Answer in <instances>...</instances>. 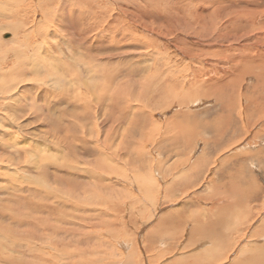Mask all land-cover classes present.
I'll list each match as a JSON object with an SVG mask.
<instances>
[{
    "label": "rangeland",
    "instance_id": "obj_1",
    "mask_svg": "<svg viewBox=\"0 0 264 264\" xmlns=\"http://www.w3.org/2000/svg\"><path fill=\"white\" fill-rule=\"evenodd\" d=\"M0 42V264H264V0H0Z\"/></svg>",
    "mask_w": 264,
    "mask_h": 264
},
{
    "label": "bare ground",
    "instance_id": "obj_2",
    "mask_svg": "<svg viewBox=\"0 0 264 264\" xmlns=\"http://www.w3.org/2000/svg\"><path fill=\"white\" fill-rule=\"evenodd\" d=\"M26 1V0H25ZM44 2V1H43ZM60 3V2H59ZM64 3V1L62 2V4ZM62 4L60 5V7L59 8H61V6H62ZM93 6V5H92ZM62 9V8H61ZM60 12V11H59ZM69 13H70V9H69ZM110 13V12H109ZM25 14V13H24ZM79 14V13H78ZM121 14V13H120ZM51 15V14H50ZM101 14L99 13L98 14V17L100 16ZM54 16L56 17V16H58V12L57 11H55V13H54ZM60 16V15H59ZM106 16L108 17V15H107V12L104 14V18H106ZM111 16V15H110ZM70 17H71V15H70ZM92 18V17H91ZM100 18V17H99ZM52 19V18H51ZM57 19V18H56ZM95 19V18H94ZM58 21V20H57ZM54 22V21H53ZM93 22V21H92ZM52 23V22H51ZM72 26H73V30H72V33H73V36H77V33H83V34H85V36L86 37H90V36H92L93 34L91 33L92 31H94V30H91V27H89V22H87V24H85L84 26H79V25H77V23H75V21L73 20L72 22ZM94 23H95V21H94ZM95 25H96V23H95ZM95 25H92V29L94 28V26ZM121 25V24H120ZM115 26H117V25H115ZM113 27V26H112ZM124 27V26H123ZM103 28V31H101V33H107V32H110V31H112V29L109 27L108 29H104V25L102 24V27L101 28H99V25L97 26L96 25V29H98V30H101ZM115 28V27H114ZM60 29V28H59ZM105 30V31H104ZM95 33V32H94ZM97 33V32H96ZM65 35L67 34V33H64ZM36 35V34H35ZM67 35H69V34H67ZM99 35V34H98ZM101 35V34H100ZM103 35V34H102ZM2 36V35H1ZM97 36V35H96ZM36 37V36H35ZM38 37V36H37ZM80 37V36H79ZM94 37V36H93ZM93 37H91L92 39H93ZM3 38V37H2ZM46 38V37H45ZM106 38V37H105ZM29 39V38H28ZM99 39V38H98ZM26 39H23V40H21L22 42H24ZM33 40V39H32ZM106 40V39H105ZM104 40V41H105ZM116 40V39H115ZM114 40V41H115ZM99 41V40H98ZM30 42V41H29ZM29 42H26L25 41V44H30ZM102 42V41H101ZM0 43H2V42H0ZM67 43V42H66ZM114 43V42H113ZM44 44H46V45H44ZM36 48L35 49H33L34 50V52L36 53V56H39V57H34L33 58V60H34V62L35 63H38V59L37 58H40V60H42L43 62L42 63H46V61H48L47 60V58L45 57V56H47V57H49V59H50V61H52V55H53V52H52V50L49 48V46H47V42H46V40H44L42 43H38L37 42V44H36ZM44 46H47L48 48L47 49H44V50H42L43 48H44ZM109 48V47H108ZM42 51H45L44 52V55L45 56H43V54H42ZM101 51V50H100ZM51 52V53H50ZM65 52V51H64ZM72 52V51H71ZM73 54H75L74 53V51L72 52ZM98 53V52H97ZM71 57V56H70ZM74 57V56H73ZM80 57V56H79ZM98 59V58H97ZM80 60H81V58H80ZM41 62V61H40ZM27 63H28V61H27ZM44 63V64H45ZM24 64H26V62L24 63ZM15 67L17 68V65H15ZM33 67V66H32ZM44 67V66H43ZM12 69H14V68H12ZM12 69L10 70V71H12ZM43 69V68H42ZM41 69V70H42ZM47 69V68H46ZM70 69V68H69ZM3 70V69H2ZM39 71V70H38ZM70 71H72L71 69H70ZM72 73V72H71ZM52 74V73H51ZM1 75H4L3 73H1ZM6 75V74H5ZM64 75V74H63ZM65 75H67V74H65ZM52 77H53V75H52ZM57 77V76H56ZM6 78V77H5ZM8 78H10V76H8ZM54 78V77H53ZM73 78V77H72ZM50 79V78H49ZM48 79V80H49ZM56 79V78H55ZM57 80V79H56ZM65 80V79H64ZM67 80V79H66ZM51 81V80H50ZM68 82H69V80H67ZM81 81H83V80H81ZM59 82V81H58ZM66 82V81H65ZM71 82V81H70ZM60 84L59 85H63L64 83H62V82H59ZM76 83H78V82H76ZM8 84H10L9 85V87L10 88H8L7 86L6 87H4V86H1L0 85V90H3V91H1L2 92V94H0L1 96L0 97H2L3 95L5 96V95H7L6 96V99H12L13 97H15L16 95H17V90L14 92V89L16 88V83H14L13 81H10ZM68 84V83H67ZM70 85H71V83H69ZM69 85V86H70ZM73 85H75V84H73ZM64 86V85H63ZM80 86V85H79ZM79 86H75L76 87V89H75V92L77 91V90H80V93H83V91H84V89L83 88H81V87H79ZM71 87V86H70ZM5 88H8V89H5ZM61 88H62V86H61ZM4 89H5V91H4ZM27 89V88H26ZM36 89V88H35ZM74 89V88H73ZM60 90V89H59ZM68 90H70V89H68ZM11 91V92H10ZM65 91H67V89L65 88ZM65 91H64V93H65ZM29 92V91H28ZM24 93H26L27 94V90H25L24 91ZM54 93V92H53ZM63 93V92H62ZM62 93H61V95H62ZM43 96H44V94H42ZM57 96V95H56ZM60 96V95H59ZM62 97V96H61ZM70 97H71V95H70ZM72 98V97H71ZM87 99V95H86V93H85V95H84V97H83V99ZM59 99V98H58ZM68 99V98H67ZM9 101V100H8ZM7 101V102H8ZM85 101H87V100H85ZM53 102V101H52ZM46 103V102H45ZM46 107V106H45ZM2 108V107H1ZM42 108V107H41ZM1 110V109H0ZM37 111V110H36ZM69 113V112H68ZM4 115H5V113H4ZM5 144H6V142H5ZM16 149H17V147H16ZM15 149V150H16ZM24 149V148H23ZM22 149V150H23ZM17 151V150H16ZM21 151V150H20ZM11 152V151H10ZM28 152V151H27ZM17 154V153H16ZM236 155V154H235ZM12 156V155H11ZM13 156H14V154H13ZM42 156V155H41ZM15 157V156H14ZM11 158H13V157H11ZM16 158V157H15ZM0 162H3V161H0ZM15 162V161H14ZM2 164H5L4 162L2 163ZM199 164V163H198ZM6 166V165H5ZM7 166H11V164L10 165H8L7 164ZM17 169L18 168H20V167H16ZM21 169H22V167H21ZM18 178V177H17ZM30 178V177H29ZM19 179V178H18ZM30 180V179H29ZM33 179L31 178V181H32ZM34 181V180H33ZM20 182V181H19ZM33 183H35V181L33 182ZM20 186V185H19ZM29 187V186H28ZM31 187V186H30ZM2 189V188H1ZM19 189H20V187H19ZM36 189V188H35ZM20 190H22V189H20ZM12 191V190H11ZM46 192H47V196H50L51 194H53V195H55V194H59L58 192V190L57 191H49L48 189L46 190ZM52 195V196H53ZM59 196V195H58ZM33 197H35V198H37V197H40L37 193H35L34 192V194H33ZM51 197V196H50ZM52 198V197H51ZM57 198V197H56ZM40 199H42L41 197L39 198V200ZM10 200H12V199H10ZM12 202V201H11ZM25 202H27L26 200H25ZM14 203V202H13ZM46 204V203H45ZM2 205V204H1ZM7 205V204H6ZM31 206V205H30ZM21 210V209H20ZM3 212V211H2ZM243 212V211H242ZM30 213V212H29ZM24 214V213H23ZM11 215H13V214H11ZM26 215V214H25ZM5 217V216H4ZM6 217H8V216H6ZM179 217V216H178ZM9 218V217H8ZM195 218V217H194ZM11 219V218H10ZM19 219V218H18ZM21 219V218H20ZM19 219V220H20ZM5 220V219H4ZM16 220V219H15ZM188 221V220H187ZM13 222V221H12ZM19 223V222H18ZM21 224V223H20ZM26 224V223H25ZM7 225V224H6ZM1 226V225H0ZM12 226V225H11ZM22 226V225H21ZM161 226V225H160ZM0 230H1V228H0ZM263 231V230H262ZM262 231H260V232H262ZM4 232V231H3ZM259 232V233H260ZM256 233H258V232H256ZM258 233V234H259ZM1 234H3V233H1ZM260 234H262V233H260ZM4 235V234H3ZM45 235H46V233H45ZM49 237V236H48ZM48 240H50L49 238H48ZM13 242V241H12ZM50 244L51 245H53L52 244V242H50ZM224 245V244H223ZM259 247V246H258ZM56 248H58V247H56ZM225 248V247H224ZM223 248V250H226V249H224ZM205 250V249H204ZM241 250V249H240ZM259 250V249H258ZM257 250V251H258ZM198 251V250H197ZM261 251V250H260ZM214 252H216V251H214ZM222 252V251H221ZM205 253V252H204ZM217 253V252H216ZM220 253V252H219ZM232 253V252H231ZM0 254L2 255L3 253H1L0 252ZM49 254L50 255H52V253L51 252H49ZM207 254H205V256H206ZM216 255V254H215ZM218 255H220V254H218ZM226 255H227V253H226ZM231 255V254H230ZM4 256V255H3ZM222 256V255H221ZM225 256V255H224ZM223 257V256H222ZM228 257V256H227ZM3 258L4 257H2V256H0V261H1V259L3 260ZM227 259V258H226ZM225 259V260H226ZM42 261H46L45 259H43L42 258ZM56 261V260H55ZM228 261V260H227ZM53 262V261H52ZM43 263V262H42ZM41 263V264H42ZM131 263V262H130ZM224 263V262H223ZM48 264H50V263H48ZM54 264H56V263H54ZM64 264V263H63ZM225 264V263H224Z\"/></svg>",
    "mask_w": 264,
    "mask_h": 264
},
{
    "label": "crops",
    "instance_id": "obj_3",
    "mask_svg": "<svg viewBox=\"0 0 264 264\" xmlns=\"http://www.w3.org/2000/svg\"><path fill=\"white\" fill-rule=\"evenodd\" d=\"M228 210L224 211L225 213H223L224 215L227 213ZM233 246V245H232ZM228 247V246H227Z\"/></svg>",
    "mask_w": 264,
    "mask_h": 264
}]
</instances>
